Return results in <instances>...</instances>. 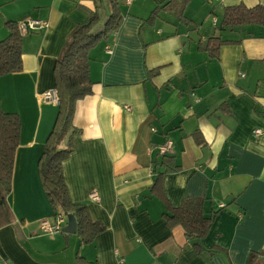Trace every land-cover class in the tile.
Instances as JSON below:
<instances>
[{
	"label": "crops",
	"instance_id": "1",
	"mask_svg": "<svg viewBox=\"0 0 264 264\" xmlns=\"http://www.w3.org/2000/svg\"><path fill=\"white\" fill-rule=\"evenodd\" d=\"M165 1L119 0L118 30L89 53L92 93L76 103L73 152L62 163L69 199L104 227L82 246L76 234L40 228L54 212L37 164L59 110L40 96L55 89L54 66L76 26L96 13L90 31L99 29L110 5L0 0V41L7 22L47 25L22 35V70L0 77L1 109L20 120L11 190L0 206V264H77V256L96 264H246L252 252L264 263V29L221 28L225 7L264 0H187L183 19L172 10L151 18ZM211 37L231 41L217 58L198 49ZM166 140L172 148L163 156ZM162 157L178 168L161 177L166 203L203 197L205 216L215 213L201 255L181 226L168 227L152 191Z\"/></svg>",
	"mask_w": 264,
	"mask_h": 264
},
{
	"label": "trees",
	"instance_id": "2",
	"mask_svg": "<svg viewBox=\"0 0 264 264\" xmlns=\"http://www.w3.org/2000/svg\"><path fill=\"white\" fill-rule=\"evenodd\" d=\"M110 5V14L102 26L90 31L91 25L98 20L96 13L92 14L84 23L76 26L67 40L64 51L54 66L55 89L59 96V110L57 112L52 130L50 131L42 154L38 160L37 169L45 196L54 212V216L63 214L71 216L76 225L75 234L80 239V245L91 244L97 236L104 232V227L90 219L86 206L72 203L62 173V163L73 152L71 138L74 133L73 117L76 103L92 93V82L89 77V53L99 44L107 41L119 28L122 21L119 0H107ZM187 0H166L156 7L152 13L155 16L160 10H171L183 19V11ZM18 24V23H17ZM17 24L7 22L5 28L8 35L0 41V77L18 73L22 70L21 39ZM246 26H255L264 29V6L258 4L248 8L243 4L225 7L221 19V28L233 30ZM231 41H223L219 37L208 38L205 43L198 44V49L206 51L212 58H217L219 47ZM155 72L152 73L154 75ZM20 136V120L18 115L5 113L0 105V206L2 207L6 196L11 190L14 155L18 147ZM198 145H203L202 136L194 134ZM164 166L158 173L152 191L165 204L163 218L172 228L181 226L193 248L198 255L205 252L201 241L208 234L214 221V214L205 216V198H185L177 207L166 203L159 191L161 177L177 170L171 160L162 157L154 167ZM53 216V217H54ZM252 252L246 264H264L259 256ZM77 264H96L83 258L76 257Z\"/></svg>",
	"mask_w": 264,
	"mask_h": 264
},
{
	"label": "built area",
	"instance_id": "3",
	"mask_svg": "<svg viewBox=\"0 0 264 264\" xmlns=\"http://www.w3.org/2000/svg\"><path fill=\"white\" fill-rule=\"evenodd\" d=\"M132 0H124L126 5H129ZM214 23L216 20L213 21ZM46 23L43 20L38 19H30L17 24L18 31L20 35H25L30 31H34L40 28L46 27ZM109 51V50H108ZM243 77L242 74H240ZM40 99L43 103L52 105V106H59V96L58 92L55 89L47 90L43 92L40 96ZM154 131V130H153ZM254 136L259 135V130H255L253 132ZM172 148V142L170 140H166L159 148L158 152L160 155H165L170 149ZM90 200L93 202H99V197L96 193H91L89 196ZM223 208V205L219 206ZM66 222V217L63 214L55 215L52 221L43 220L40 222V228L43 233L46 234H55V233H62V229L65 227L64 223Z\"/></svg>",
	"mask_w": 264,
	"mask_h": 264
},
{
	"label": "water",
	"instance_id": "4",
	"mask_svg": "<svg viewBox=\"0 0 264 264\" xmlns=\"http://www.w3.org/2000/svg\"><path fill=\"white\" fill-rule=\"evenodd\" d=\"M1 204V201H0ZM62 233L65 234H75L76 232V225L75 221L71 216L66 217V226L62 229Z\"/></svg>",
	"mask_w": 264,
	"mask_h": 264
}]
</instances>
